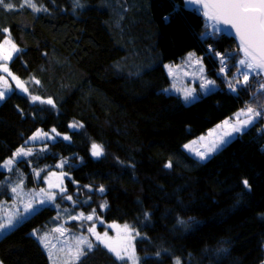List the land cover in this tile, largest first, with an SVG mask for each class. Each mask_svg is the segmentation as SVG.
<instances>
[{"label":"trees","instance_id":"16d2710c","mask_svg":"<svg viewBox=\"0 0 264 264\" xmlns=\"http://www.w3.org/2000/svg\"><path fill=\"white\" fill-rule=\"evenodd\" d=\"M36 2L48 11L20 7L24 0H13L15 11L0 10V30L8 29L0 32V44L10 36L21 49L9 65L28 87L27 93L13 87L0 103V164L36 130L55 128L70 140L40 143L18 162L27 186L42 184L38 171L67 174L74 200L60 199L61 205L75 212L96 209L107 222L137 228L144 235L136 242L141 264H174L176 258L182 264L263 263L264 117L205 161L183 147L247 104L264 105L262 77L252 75L237 93L219 77L217 89L191 104L163 91L172 84L167 63L183 62L190 52L202 57L234 40L216 33L202 41L205 20L182 0H81L85 6L75 10L73 0ZM175 5L180 11L173 14ZM221 54L227 75L236 74L237 50ZM33 95L52 98L56 107L33 103ZM73 122L83 128H69ZM93 142L105 155H91ZM62 160L67 163L57 167ZM169 161L173 167L165 168ZM11 177L0 167V203L11 198L5 185ZM100 185L103 194L95 191ZM104 201L108 206L101 210ZM57 215V207L44 206L0 237L2 263L53 264L32 233L53 226ZM96 245L77 264H121Z\"/></svg>","mask_w":264,"mask_h":264},{"label":"snow or ice","instance_id":"6c2138e0","mask_svg":"<svg viewBox=\"0 0 264 264\" xmlns=\"http://www.w3.org/2000/svg\"><path fill=\"white\" fill-rule=\"evenodd\" d=\"M29 7L33 12H47L48 9L44 8L42 5L38 6L36 0H24V3L20 7ZM81 0H73V10L77 7H84ZM184 7L187 10H191L196 14H201L205 20V31L199 34L201 40H205L209 35H215L216 33H223L228 29H233L235 31V36L238 39V51L242 53V58L237 62L236 72L242 75V80L236 78L235 80L228 78L226 79V84L230 92L237 93L240 88L247 87L249 85L250 74L254 76L264 77V0H184ZM0 10L15 11L16 5L13 0H0ZM180 11V6L175 5L173 8V14ZM165 23H169L171 20L170 16H165ZM221 25L225 27H221ZM213 29V33H208V28ZM8 29H2L0 32H7ZM21 51L17 45L12 41L11 37L5 38L3 43L0 44V60L10 61L13 59V54H18ZM209 51H214L209 48ZM215 55L220 56V73L227 77L230 69L225 62V59L221 53H215ZM195 57V53L190 52L184 63L192 61ZM195 63L200 65L199 72L204 73V68L202 61L200 59H195ZM168 69L169 76L175 75V69H179L180 66L165 65ZM0 70L7 73L12 80L15 81L16 87L21 91L27 93L28 89L25 87V83L22 82L18 77L14 76L8 69L7 63L0 64ZM187 75V73H185ZM219 75V74H218ZM199 88L204 95L211 94L217 87L215 80H210L201 75ZM37 83H39L37 81ZM12 85L4 77L0 76V101L4 100L6 95L12 91ZM165 93H168L170 89H164ZM177 91H182L183 101L186 104H191L196 102L200 95L196 94L195 88H185L177 89ZM258 91L264 93V82L259 83ZM255 97V93L253 94ZM33 103L39 102L40 104L50 105L52 108L56 107L55 102L52 98L42 99L40 96H31ZM264 117V105H257L254 107L251 104H247L245 108L240 109L234 114V117L225 119L221 124L216 125L214 129L209 130L207 137L201 136L200 141L207 140V143L203 145V150L193 149L192 145L196 144L197 141H192L189 144L183 145L189 153L194 152V157L198 158L199 161H205L211 157L213 153L218 151L223 145L229 142V139L233 138L234 134H240L246 132L250 127L254 126L257 119ZM71 129L83 128L82 124L73 122L68 126ZM55 136L50 135L47 132H42L37 130L28 140L25 141V145L19 147L14 153L12 158L7 159L0 164V167L7 169L9 172L15 171L14 164L18 162V158L22 160L24 157H29L33 155V149L31 147H25L28 145L29 141L35 142L41 139L54 140L56 137L60 136V133L56 131L55 128L51 129ZM214 137V138H213ZM64 140H70V136L64 135ZM45 148H41L40 151H44ZM91 155L93 157L99 158L105 155V150L102 144L93 142L91 144ZM67 163V160H62L57 167H63ZM172 162L169 161L165 164V168H172ZM39 177V173H35ZM65 175L61 174V177ZM243 186L250 190V185L245 179L242 181ZM87 187L91 192L94 189L91 186ZM57 188L59 191H46L41 188L38 192L32 191L27 194L23 193V181L16 183L11 186V193L13 194L12 204L8 210L4 211L0 215V237H3L10 233L18 224L26 221L30 216L36 214L41 208L46 204H54L57 196L60 198L72 200V196H65L66 189L61 186V184H51L49 183V189ZM95 191L100 194L105 193L106 189L103 185H100ZM87 203V201H85ZM107 201H104L99 205L100 209L103 210L107 208ZM4 204L0 203V208H3ZM58 208L59 205L57 204ZM94 217L99 220L96 215V209H93L91 214L85 215L81 212L78 216H72L73 220H86L93 221ZM59 218V214L57 219ZM145 220L150 218V213L148 211L144 212ZM103 223L102 220L99 221ZM178 223L187 227V222L178 219ZM109 228L116 229V236H109L108 232L105 231L102 235L96 232L95 224L87 228V232L95 237V240L99 244H103L108 252L112 253L117 261L121 264H141V257L136 254L134 246H132L131 241L135 236H139V232H135L133 228L124 224L123 226L119 224H110ZM55 232L60 233L63 236L68 229L64 226H58L54 229ZM134 233V234H133ZM33 236L43 245L45 249L48 250L49 258L53 257L52 248L55 245L49 246L47 235H40L36 230L32 233ZM73 244H69L67 240L64 241L65 247L61 248V252H65L67 259L64 264H77L81 261V258L86 256L95 246L93 241L89 239L88 236H72ZM221 251H224L221 249ZM157 257L160 256V252L155 254ZM146 259V258H145ZM2 264V262H0ZM175 264H182L179 258L175 259Z\"/></svg>","mask_w":264,"mask_h":264},{"label":"rangeland","instance_id":"374dc122","mask_svg":"<svg viewBox=\"0 0 264 264\" xmlns=\"http://www.w3.org/2000/svg\"><path fill=\"white\" fill-rule=\"evenodd\" d=\"M235 49L237 50V53L241 56L240 52L238 51V45L234 41V44L230 43V44H224L222 46H217L216 48L213 49L214 51H210L206 55H204L202 57H199V58L194 57L193 60L189 61L188 63H184V61H186L188 56L185 57L183 62H180V63H167L166 65H172V66L179 65L180 66L179 69H175V75L174 76H170L171 80H172V84H171V87L169 88L170 89L169 92L180 94L183 97L182 91L178 92L177 89L195 88L196 89V94H199L200 96L204 95L201 92V89L199 88V83L201 82L200 81L201 75H203L207 79L215 80V81L219 77H222V78H225V79L231 78V79L235 80L236 79V74H237V73L235 74V72L232 75H229V76L227 75V77H224V74L220 73V67H221L220 59L221 58H218V56L215 55V53H217V52L218 53H226L227 52V53L231 54V52H234ZM14 56H15V54H13V57ZM195 59H200L202 61V65H203V68H204V73L203 74H201L199 72L200 65H197L195 63ZM10 61L5 62V61L0 60V64L7 63L8 69L11 72L10 65H9ZM0 72L2 73L1 76H4L9 81V83L12 85V89H13V87H16L15 81L12 80L11 77L7 75V73H4L2 70H0ZM185 73H187V75ZM14 76H16V75H14ZM251 77H252V74H250V76H249V81H250ZM242 79H240V80H242ZM262 79H263V77H262ZM263 82H264V79H263ZM216 85H217V87L215 89L218 88L217 81H216ZM25 87L28 89L27 85H25ZM10 93H8L6 95V97ZM2 101H0V103ZM38 130H41L42 132H47L50 135L55 136V133H52L51 130H44L42 128H40ZM209 130H211V129H209ZM209 130H208V132H209ZM36 132H37V130L34 133H36ZM208 132H206V133L200 135L198 138L192 140V141H197L196 144L192 145L193 149L203 150V145H205L207 143V140L200 141L199 138L201 136L207 137V133ZM64 135L70 136V134H68V133H66V134L65 133H60V136L56 137L54 140H48V139L45 138V139H41V140H38V141H35V142L29 141V144H31V145H26L25 147H31L33 149V153H34L35 151L38 150V148L42 147V145L40 143H49V142L55 141V140H57L59 138H63ZM226 139H229V138H226ZM192 141H190V142H192ZM191 154L194 155V152L191 153ZM12 156H10L8 159L12 158ZM24 159H25V157L22 160H20L18 158V162H23ZM18 162L14 164V169H16V170L12 171V172H9L10 174L13 175V177H11V182L10 183L9 182H5V185L8 186V184H9L10 188H11L12 185H15L16 183H18V182H20L22 180L23 181V193L27 194V193L32 192V191L38 192L41 188L45 189L46 191H57L58 192L59 189H57V188L49 189V183H51V184H61V186L66 189V193L64 195L65 196L69 195L68 187H67V184H66V179L69 177L67 174L64 173L65 175H63V177H61V174L63 172H58V171H55V170H48L44 174H42L41 172L38 171L39 177H37L36 174H35V179L36 180H39V179L42 180V184L38 182L34 187H29V186H27L26 181H25L24 177L22 176L21 172L18 171V169H22L18 165ZM1 168L4 169V170H7V169H5L3 167H1ZM12 199H13V194L11 193V198L10 199L2 201V203L4 204V207L0 208V215H2L3 212L8 210V208L11 206ZM60 199L61 198L58 195L54 204H46V205H44V206L54 205L56 207V205L58 204L59 205V207H58L59 218L57 219V216H58L57 215L56 216V220L53 221V223H55L53 226L49 227L48 229L40 230V232H38L40 235H47L50 247L52 245H55V247L52 248V252H53L54 255L51 258V260H52L53 264H64V262L67 259V257H66L65 252H61L60 249L65 247V244H64L65 240H67V242L69 244H73L74 243L73 240L71 239L72 236H80V235L83 234L85 236H88L89 239H91L93 241L94 245L99 244V242L95 240V237L87 232V228L92 226L93 224H95L96 232H98V233H100L102 235L105 231H107L109 236H112V237L116 236V234H117L116 233V229L109 228L108 225L113 224V223L119 224L121 226H123L124 224L130 225V223H126V222H123V223L122 222H120V223L119 222H107L103 218L99 217L97 213H96V215L99 217V220H97L95 217H94L93 221L73 220V219H71L72 216H78L81 212H83L85 215H88V214H91L92 211L90 213L84 212V211L75 212L72 209H68L66 207H63L61 205V203L59 202V201H61ZM73 200H74V198L72 197L71 201H73ZM100 220H102L103 223H100L99 222ZM75 221L77 222L76 225L74 224ZM61 225L68 229V232H66L63 236H61L60 233L54 231V229L56 227L61 226ZM130 226L133 228L134 233L135 232H139L140 233V231L137 228H134L132 225H130ZM143 236L144 235H142L140 233L139 236H135V238L131 241V244H132V246H134L135 251H136V242H137V240L140 239L141 237L143 238ZM101 245H103V244H101ZM46 252L48 253V250ZM136 254L138 255L137 251H136ZM0 262H2V261L0 260ZM181 262H182V260H181ZM174 264H175V262H174ZM261 264H264V261Z\"/></svg>","mask_w":264,"mask_h":264},{"label":"water","instance_id":"95a60500","mask_svg":"<svg viewBox=\"0 0 264 264\" xmlns=\"http://www.w3.org/2000/svg\"><path fill=\"white\" fill-rule=\"evenodd\" d=\"M182 1L184 3V0H182ZM221 27H225V26L221 25ZM223 34H225L226 36L231 37L238 45L239 42H238V39L235 36V31L233 29H228L225 32H223ZM240 54H241V56L243 55L242 53H240ZM263 79H264V77H263Z\"/></svg>","mask_w":264,"mask_h":264}]
</instances>
